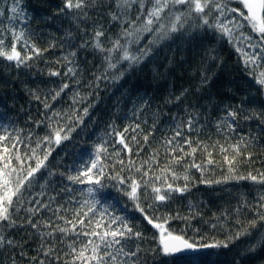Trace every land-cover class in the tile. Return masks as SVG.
Listing matches in <instances>:
<instances>
[{
  "label": "trees",
  "instance_id": "obj_1",
  "mask_svg": "<svg viewBox=\"0 0 264 264\" xmlns=\"http://www.w3.org/2000/svg\"><path fill=\"white\" fill-rule=\"evenodd\" d=\"M64 2L22 0L21 7L29 21L26 35L29 30L35 33L28 42L42 53L28 61V66H16L15 62L0 58V125L8 127L10 132L15 129L23 141L21 155L36 148V141L48 134L50 128L45 125L73 128L68 140H62L59 146L53 144L47 163L54 174H44L41 179L44 170L37 173L39 182L24 193L21 210L15 214L17 223L31 216L40 227L37 230L26 225L0 227V235L13 241L11 247L6 242L0 244V264H13V260L15 264H37V261L59 264L54 260L55 255H60L61 261L71 260L66 253L70 251L68 246L73 243L74 236L58 231L48 236L50 229L44 226L50 218L60 227H65L64 223L53 217L49 209L41 208L32 213L27 209L33 207V200L47 204L49 198L55 196L52 207L60 205L68 209L63 215L72 219V209L78 205L71 201L87 199L88 186L69 182L66 177L73 173L67 169L74 163L78 168L80 160L89 159L98 143H103L108 150L100 162L105 164L110 175L120 173L139 181L143 171H148L152 178L153 183L136 201L124 196L123 189L118 191V184L108 181L101 197L104 203L98 207L94 218H99L102 208L107 207L109 213L123 217L133 231L141 232L142 240L128 243L133 247L140 245L142 252L147 254V264H171V258L154 251L158 247V238L154 243L153 236L159 230L147 223L145 215L169 217L165 225L169 230L175 234L183 233L197 244L230 241L227 248H212L198 254L203 264H264V220L257 216L258 211L264 213V208H259L260 198L264 196V184L259 182L264 175V117H260L264 113V86L256 82L264 72V37L242 20H239L241 27L234 29L231 38L213 29L194 30L191 33L194 39L185 34L165 41L132 67L123 62L121 70L124 74L120 76L107 68L103 54L92 47V35L102 27L109 39L119 37L131 53H136L148 34L142 33L139 43H130L135 34L124 37L122 30L126 22L137 15V5L128 8L125 15L124 9H118L113 0H96L95 6L87 9V16L79 23L60 13ZM10 3L11 0L8 4L0 2V7L6 8ZM229 7L240 6L237 0H231ZM114 12L120 13L119 21L112 20ZM10 15L6 13L0 17V31L19 32L23 25L7 19ZM77 23L79 27L75 26ZM135 27H141V22L137 21ZM69 29L73 37L70 43L67 39ZM176 36L179 34H174ZM4 38L11 43L8 35ZM85 41L88 44L81 47ZM104 46L110 47V44L105 42ZM3 50L10 51V47L5 45ZM18 50H21L19 46ZM72 52L76 55L72 56ZM25 53L28 48L21 50L22 55ZM112 55L115 57L116 53ZM69 69L73 71L69 72ZM52 72L59 75H51ZM204 75L207 76L206 83L201 82ZM98 76L107 78L96 80ZM65 83L69 87L53 100V94ZM184 90H187L184 98L175 102L174 97ZM245 98L244 111L253 118H240L234 132L226 131L225 109ZM45 103L51 107L46 109ZM140 104L145 110L142 113L137 110L134 116L133 109ZM189 108L193 109L191 114L196 117L197 127L192 133H185L193 143L191 148L184 147L181 162L176 164L169 155L170 146L164 141L172 136V117L186 120L189 113L185 109ZM54 112L60 115L53 116ZM218 122L221 128L217 127ZM136 123L142 131L135 134L137 140L133 141L131 128ZM111 124L117 132L129 128L125 138L131 152L119 151L122 147L119 144L114 150L113 141L118 137L108 134L113 131L109 128ZM2 131L0 127V133ZM150 132L145 142L143 136ZM241 138L247 141V148L241 146L244 155L236 157L232 166L234 171H229L220 146L229 149L227 155L231 158V146L239 143ZM192 148H196L194 153ZM36 150L40 152V149ZM249 154L250 159H246ZM175 155L182 154L177 150ZM194 165L201 167L198 169ZM129 166H133L131 172ZM141 166L138 174L135 168ZM169 167L176 174L174 181L167 171ZM156 176L167 178L169 183L180 187L187 184L188 191L176 193L163 203L156 202L147 195L153 186L165 187L155 180ZM241 176H257L258 179H239ZM65 187L72 191H63ZM253 221L255 226H252ZM237 233H240L238 239H230ZM50 248L55 249L53 256H45ZM149 249L153 251L149 252Z\"/></svg>",
  "mask_w": 264,
  "mask_h": 264
},
{
  "label": "snow or ice",
  "instance_id": "obj_2",
  "mask_svg": "<svg viewBox=\"0 0 264 264\" xmlns=\"http://www.w3.org/2000/svg\"><path fill=\"white\" fill-rule=\"evenodd\" d=\"M0 2L8 4V0H0ZM113 3L118 9H124L125 15L128 8L134 4L137 5V15L127 21L126 26L122 30L124 37L135 34V39L130 41V43H139L140 35L142 33L148 34L144 38V44L136 49V53H131L121 43L119 37L109 39L102 27L94 31L92 47L103 54V60L106 61L107 68L115 70L120 76L124 74L121 70L123 62H127L128 66L132 67L138 64L142 58L151 55L154 47L165 41L181 38L185 34H189V38L194 39L195 36L191 35L194 30L204 29L206 31L207 29H213L231 38L234 29L241 27L239 20H242L261 37H264V0H237L239 8L229 7L231 0H223V2L222 0H113ZM21 4L22 0H11L8 7H0V17L5 16L6 13H11L12 15L8 16L7 19L17 21L23 25L19 32L10 29L0 31V58H6L7 62H15L16 66H28L27 62L35 56H39L42 50L28 42L29 38L35 33L29 30L26 35L25 30L28 29L29 21ZM95 4L96 0H65L63 7L59 11L61 14H66L75 21L82 23L83 18L87 16V9L95 6ZM111 18L114 21H119L121 15L119 12H114ZM137 21L141 22V27H135ZM79 23L75 26L79 27ZM0 24H2V21H0ZM174 34H179V36L174 37ZM5 35H8L11 41L10 44L5 40ZM67 39L69 43L73 39L71 29L67 32ZM248 39L250 41L251 38L248 37ZM105 42L109 43L110 47H105ZM87 44L88 41H85L81 44V47ZM5 45L10 47V51L3 50ZM18 46L21 50L28 48V53L22 55L21 50H18ZM50 47H54V45ZM113 53H116L115 57L112 55ZM71 55L75 56L76 53L72 52ZM72 71V69H69V72ZM51 75H59V73L52 72ZM260 75L261 78L256 82L264 86V72ZM106 78V76L95 77L96 80ZM201 82H207L206 75L202 76ZM68 87L67 83L63 84L60 90L53 94L52 99L55 100ZM186 92L187 90H184L180 95L175 96L174 101L180 102ZM36 99H39V97L37 96ZM246 99L235 106L229 105L225 109V115L228 118L226 131L230 129L234 132L236 121L240 118L244 120L253 118L244 111ZM144 103L146 104L147 102L145 101ZM44 107L47 109L51 106L45 103ZM137 110L142 113L145 108L142 104L136 105L133 109L134 116ZM185 111L189 113L186 120L179 116L172 117L174 121L171 127L172 136L164 141L170 146L169 155L176 164L181 162L184 147L191 148L193 143L185 133L190 134L197 127L196 117L191 114L193 109L189 108L185 109ZM84 112L87 115V109ZM58 115L60 114L53 113V116ZM260 117H264V113H261ZM77 122L79 123V121ZM0 127L3 128L2 133H0V153H2L0 154V227L11 228L24 227L26 225L33 230H37L40 225L34 222L31 216H27L23 222L17 223L15 214L21 210V204L24 202V193L28 191L31 185L39 182L37 173H41V169L44 170L41 173V179L44 174H54L49 170L47 163L53 151V144L59 146L62 140H68L73 128L45 125V127L50 128L48 134L42 140L38 139L36 141V148H31L28 152H24L21 155L20 151L23 141L16 134L15 129L10 132L8 127L3 125H0ZM217 127L221 128L222 125L218 122ZM109 128L113 129V131L108 134L118 137V139L113 141V147L119 144L122 146L119 151L126 149L131 152L129 143L126 142L125 138V133L129 131V128L125 127L120 132L115 131L114 124L109 125ZM131 131L133 133L131 139L136 141L137 136L135 134L142 131L140 124L136 123L135 127L131 128ZM149 135H151V132L143 136L145 142L148 141ZM242 145L244 149L247 148V141L244 138H241L239 143L231 146L233 151L231 158L227 155L229 149L220 146L221 153L225 154V163L229 165V171H234L232 166L235 164L236 157L244 155ZM37 148L40 149V152H37ZM177 150L182 154L181 156L175 155ZM195 151L196 148H192V152L194 153ZM107 154L108 150L104 144L98 143L89 159L80 160L78 168L74 163L67 169L73 173L66 177L69 182L88 186L86 189L87 199L82 202L71 201L78 205V207L72 209V219H67L63 215L68 209L60 205L55 208L52 207L56 200L55 196L49 198L47 204L39 200H33L31 202L33 207L27 209L29 213L39 212L41 208L49 209L52 211L53 217L64 223L65 227H60L59 224L53 223L50 218L44 225L50 229L47 233L48 236L54 235L57 231L63 235L74 236L73 243L68 246L70 251L66 253V256H71V260L64 259L61 261L60 255H55L54 260L59 262V264H147V254L142 252L140 245L137 244L133 247L128 243L129 241L142 240L143 234L141 232L133 231V228L125 222L123 217L109 213L107 207H103L99 218L94 219L98 207H102L104 203L101 197L108 181L118 184L120 186L118 191L123 189V195L133 201L138 200L139 196L144 194V189H147L153 183L152 178H149L148 171H143L139 181L131 176H121L120 173L110 175L105 170V164L100 162L101 156H106ZM245 158L250 159V154ZM208 162L211 163L212 161L209 160ZM121 164H123V161H121ZM194 166L198 169L201 167L200 165ZM142 167L135 168V171L140 174ZM132 170L133 166H129L128 171L131 172ZM167 171L171 173V179L174 181L176 178L175 172L172 171L171 167ZM61 175L64 174L61 173ZM246 178H250L253 181L258 179L257 176L239 177V179ZM155 180L165 185L163 188L153 186L147 194L149 198L156 202L163 203L171 199L176 193L182 194L188 191L187 184L180 187L174 183H169L167 178H161L160 176H156ZM219 182L216 181V183ZM259 182L264 184V175L260 177ZM63 191L70 192L72 189L65 187ZM137 207L139 208L138 204ZM85 208L87 211H84ZM259 208H264V196L260 198ZM139 210L141 212L144 211V209ZM105 216L108 217L107 220L104 219ZM257 216L259 219L264 220V213L258 211ZM145 219L154 229L159 230L153 236L154 243L157 242L158 238V247L154 251L165 257H170L171 264H203L201 258L195 255L196 253L204 252L207 249L227 248L229 246V240L210 244H197L194 240L188 239L183 233L175 234L165 226L169 217L152 218L145 215ZM157 220L160 222H157ZM252 226H255V221L252 222ZM239 235L240 233H237L235 237L230 239H238ZM80 237H83V239H78ZM5 242L8 246H13L12 240L0 235V244ZM77 244H79V247H77ZM148 251L151 252L153 250L149 249ZM54 252L55 249L50 248L44 255L53 256ZM86 253L88 254L86 255ZM142 255L144 256L143 260L140 259ZM32 259L35 260L36 258L33 257ZM13 264H15L14 260ZM37 264H44V262L37 261Z\"/></svg>",
  "mask_w": 264,
  "mask_h": 264
},
{
  "label": "water",
  "instance_id": "obj_3",
  "mask_svg": "<svg viewBox=\"0 0 264 264\" xmlns=\"http://www.w3.org/2000/svg\"><path fill=\"white\" fill-rule=\"evenodd\" d=\"M152 226V225H151ZM208 250V249H207ZM206 251V250H205ZM201 253H203V252H201ZM201 253H196L195 255H198V254H201ZM191 255V254H190Z\"/></svg>",
  "mask_w": 264,
  "mask_h": 264
}]
</instances>
